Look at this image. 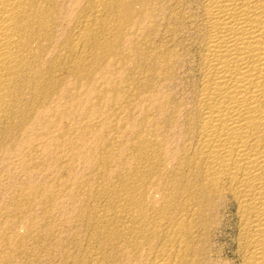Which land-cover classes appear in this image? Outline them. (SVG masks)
Wrapping results in <instances>:
<instances>
[{
  "label": "bare ground",
  "instance_id": "1",
  "mask_svg": "<svg viewBox=\"0 0 264 264\" xmlns=\"http://www.w3.org/2000/svg\"><path fill=\"white\" fill-rule=\"evenodd\" d=\"M110 15L115 16L116 22L110 23V18H112L108 17ZM108 18L110 21H107ZM145 18L147 20H143ZM142 20L145 21V24L146 21L148 22L146 32L150 34L153 40L155 37L157 38L159 29L157 27L160 26L163 30L162 39L160 40L158 37L159 41L155 38L156 43L153 41L154 43L147 44L149 46L147 49L145 48V52L136 47L135 50L133 49L137 61L140 62L141 59L149 61L150 70L161 85L159 87L171 91L169 88L176 82L179 71L187 66L189 60H191L190 65L193 68L192 78L187 85L189 86L187 95L177 98L169 92L161 91L164 93L161 95L158 91L159 88L154 87L155 82L152 85L148 76L149 79L140 82H143L142 88L139 89L138 85L133 83L130 93L126 92L128 91L127 88L126 91L124 90L131 100L142 97L147 105H149L148 102H151L153 110L159 114V120H157L158 118L147 119V115V120H145L148 121V125L152 126V129L149 128L151 132L147 133L148 135L144 133L139 135V133L131 131L132 135L135 134L131 139L137 154L135 159L138 163L136 161L135 163L138 165L133 169L131 168L132 170L126 169L128 172L122 183L124 188L120 190L114 188L118 191H112V193L116 192V197H111L115 193L108 196V193L113 190L111 189L114 186L113 176L112 179L107 176L108 179L113 180L112 186L109 188L111 190L108 193L105 192L106 189L108 190V183L110 182V180L108 183L106 182L107 178L101 182L102 188H98H101L100 191L102 192L99 194H105L104 197L106 198L103 200H106L107 205L104 202L102 206L97 205L98 208H94L93 202V205L90 206L93 207V210L88 209L90 212L88 214H93V217L97 215L100 218L96 225L90 221L93 222L91 225L95 228L91 240L96 239L98 244L97 250L95 249V252L92 250L94 253L91 252L95 259L93 261L89 258L91 262L93 261L90 264H100L101 260H98L104 255L103 250L108 251L106 250L107 246H109L110 252H106L108 254H105L104 259L111 264H207L209 262L206 263L205 260L208 261V256L206 259L204 254L209 251L206 249V244L211 233L220 224L218 214L222 206H230L234 214L236 232L233 241V255L238 264H264V0H0V264H53L56 261L55 258L58 256L55 257L53 251L58 250L57 245L52 243L55 247L53 245L51 247L45 242L37 241L40 239L37 236V230L43 231V228H47H41L40 225L43 220L38 223L39 225L35 224L33 215L35 213L29 215V220L27 218V226L24 224L26 231L24 229V232L20 231L23 228L21 221L24 212H26V206L33 201L31 192L36 194L49 186L43 188L44 186L38 185L40 187L32 189L29 191L30 194L28 192L26 196L22 192L24 190L19 188L16 177L20 171L24 172V168L28 171L33 169L31 162L38 152V149H35V145H37L36 141L34 143L35 139L38 140L41 136L42 138L47 137L50 141H54V144L60 146L58 141H61L63 135L67 134L63 130L61 132V129L66 128L64 127L65 120H69L68 117H70L68 107L70 108V102L75 97H72L73 93L70 95L72 89H69V82L73 83L74 81L77 84L84 79L83 82L88 83L90 77L96 75L95 72L99 71V74L103 71L98 70L103 66L99 64L102 61L101 58L103 57L104 59H102L105 60L109 57L103 54L111 47L120 44L119 34L118 36L114 35L116 36L115 40L108 38L102 41L101 34H106L103 31L120 32L123 28V31L128 32L130 28L132 38L134 36L132 33L138 32L141 35L140 33L145 32V29L140 32L141 28H138ZM125 27H128V30ZM149 34L145 35L149 36ZM128 37H125V40L128 41ZM129 41L132 42L131 39ZM128 42L124 43L125 46H129L130 43L128 44ZM128 46L126 48L129 49ZM119 48L121 47L119 46ZM120 53L118 51V56ZM124 54L126 53L120 55L124 56ZM120 57L118 59L121 63ZM134 58L133 62H126L135 63ZM99 60L101 61L98 63ZM141 62L143 63V61ZM128 67L126 66V68ZM135 70L138 69L135 68ZM104 72L107 71L100 73V76L101 74L105 75ZM132 76L130 77L132 78ZM141 76L142 74L138 77ZM180 76L182 77V75ZM72 79L73 81H70ZM132 79L133 81L137 80V78ZM177 81L179 83V79ZM109 86L111 85L107 87ZM88 89V92L93 93L94 96L104 95V88L100 89L93 86ZM115 89L112 91L115 95L114 106L119 101V99L116 101L115 97L125 95L118 88ZM108 95L105 97L107 98ZM78 98L72 102L76 100L77 103ZM80 98L81 104L83 100L81 101ZM84 101L86 102V100ZM139 104L141 103L138 102L136 106L130 104V106L144 107V105L139 106ZM121 105H117L120 108L119 112L122 110ZM147 107L145 108L147 109ZM112 108L114 109V107ZM127 108L132 111L131 108ZM135 108L132 109L135 110ZM115 109L117 110V108ZM109 111L111 112L112 109ZM152 113L154 112H151V115ZM153 116L155 117V115ZM98 119L99 116L96 120ZM91 120L93 121L92 118ZM135 121H140V118L138 117ZM79 122L76 121L77 124ZM142 122L144 124L145 121ZM69 123L68 125H70ZM59 124L60 126L63 124V128L60 129ZM83 124L85 125L84 122ZM94 125L96 124L94 123ZM136 126L133 128L130 126V128L139 132L137 129L141 127L135 129ZM55 127H58L59 131ZM70 127L72 128V126ZM80 127L82 126L80 125ZM84 127L82 131H84ZM54 128L57 132L66 134L55 135L53 133ZM86 128L88 130L90 127ZM86 128L85 131H87ZM100 128L97 127V130ZM74 129L72 128V130ZM144 129L146 132L147 126ZM79 130L81 131V129ZM93 131L95 130L93 129ZM37 133L41 134L38 138L39 134ZM60 133L58 134L60 135ZM143 134L148 137L142 136ZM68 135L67 137L70 136ZM79 135L81 134L79 133ZM70 137L73 138L74 135ZM99 137L101 138V135L96 136V139ZM78 138L80 140V136ZM65 139H62V142L66 141ZM55 140H58L57 143ZM100 143L103 145L104 142L101 141ZM120 143L121 141H119ZM38 145L44 147V144ZM49 145L47 144V148L44 147V149L51 148ZM130 146L131 144H129ZM129 147L128 150L131 152L130 149L133 147L130 149ZM40 148L39 150L42 149ZM124 148L127 151V148ZM120 152L115 154H121L122 152ZM44 153H42L43 156ZM125 153L124 159L128 151L126 155ZM77 154L74 153V157H77ZM109 154H111L110 151L109 153L102 152V156H99L103 161L109 162L114 153L111 156ZM114 156L116 157V155ZM121 157L123 156L120 155L118 160ZM127 160H125L126 163ZM132 160L134 161V158ZM120 161L124 162L122 159ZM30 163L32 167H30ZM105 163L107 164V162ZM25 164L29 166L27 167ZM121 166H125V164H121ZM121 169L123 173V168ZM95 171L100 173L101 170ZM106 173L104 172V174ZM99 178L102 177L99 176ZM151 183L156 186L155 193L160 195L158 198H161V203L152 205L153 207L149 211L147 204L153 195L149 196L151 192H147L149 189H146V186ZM150 187L155 188L154 186ZM72 190L71 194L74 192L73 188ZM88 194L87 192L86 198ZM70 196L72 197V195ZM96 197L93 196L94 200ZM81 211L83 212L84 209ZM149 212L153 216L149 215ZM85 213L87 215V212ZM46 215L48 217V214ZM97 216L95 217L97 218ZM42 217L44 215L41 216V219ZM68 218L70 217L68 216ZM44 220L43 226H50V223L48 224V221ZM86 221L85 223L89 222ZM78 223L80 224V221ZM35 225L41 229L38 227L36 230ZM49 226L48 229L51 228ZM93 228H91L92 231ZM54 229H50V235H56L54 233L58 229ZM60 229L59 232L61 233ZM77 229L79 231L81 228ZM53 230L54 233H52ZM68 230L71 231L70 228ZM158 231L162 233L159 232V235L163 236H161L162 242L159 238L158 241L161 243H157L158 245L156 244L157 246L154 247L152 244L155 242L150 244V241ZM59 232L56 233L59 234ZM72 233H68V235ZM62 234H66V238H68L67 231ZM90 235L91 232L88 236ZM58 238L56 235V239ZM49 240L48 244H50ZM58 240L60 241V239ZM53 241L55 242V240ZM65 241L61 239V242L64 243ZM155 241L157 240L155 239ZM94 243L93 245H96ZM47 246L53 251L48 250ZM68 246L70 245L68 244ZM64 247L62 252L59 251L60 253L64 254L63 251H66V247ZM69 249H67L68 253L70 252ZM75 253L72 254L78 256L79 252L76 251ZM64 256L67 257V254ZM74 260L73 264H83L84 261H87L83 259V261L80 259L82 262ZM60 262L62 261L59 260V264ZM72 262L73 260H71Z\"/></svg>",
  "mask_w": 264,
  "mask_h": 264
},
{
  "label": "rangeland",
  "instance_id": "2",
  "mask_svg": "<svg viewBox=\"0 0 264 264\" xmlns=\"http://www.w3.org/2000/svg\"><path fill=\"white\" fill-rule=\"evenodd\" d=\"M163 1H166V0H163ZM109 18L110 17H112V18H110L111 19V21H110V19L108 18L107 19V21H110V23H114V21L116 20L115 19V16L114 15H110V16H108ZM143 20H147L146 18L145 19H143ZM142 20V21H143ZM141 21V22H142ZM116 22V21H115ZM141 22H140V25L138 26V28L140 29L141 28V30H140V32H142L143 30L142 29H145V32H142V33H140L141 35H139L138 34V32L136 33V34H134V33H132L134 36L133 37H135V38H131V31H130V28H129V33L127 32V31H123V28H122V31H114V32H112V31H107V30H105V31H103V33L104 32H106V34L104 33L103 35L101 34V40L102 41H105V40H107L108 38L109 39H111L112 40V38H113V40H115L116 38V36H114V35H117L118 36V34H119V37H120V44H119V46L121 47V48H119V46L117 47L116 45H115V47L113 48V47H111L110 49H108L107 50V52L111 55H109L107 52L105 53V54H103V55H106V57H108V58H105V60H103L102 58H101V60H99L98 61V63L101 61V63H99V64H101V65H103V66H101V65H99V66H101L98 70H100V71H107L108 72V74H107V72H104L105 73V75H102L101 74V76H100V73H102V72H100L99 74H98V72H95V74L96 75H94V76H92V77H90V79H89V82L88 83H86V81H85V83L83 82L84 81V79H83V81L82 82H79V83H77V84H75L74 83V81H73V79L72 80H70V81H73V83L72 82H69V84H68V86H69V89H72V90H70V95H72V93H73V95H72V97H76L77 96V94H78V97L80 96H82L81 98H80V100L82 101L83 100V102L80 104V101H79V98L78 97H76V98H78L77 99V103H76V100L74 101V102H72L74 99H76L75 97L72 99V103L70 102V105L72 106H70V108L68 107V112H69V116L70 117H68L69 118V120L68 119H66L65 120V122H66V124H64L65 126L64 127H70V126H72V128L74 129V128H77V129H74V130H72V128L70 127H68L69 128V131H68V128L65 130V129H61V128H63V124L60 126V124H59V128L61 129V132H62V130H63V132L65 131V132H67V134H69L70 136H72L73 137V135H74V137H75V135H77L75 138L76 139H78V140H76L74 137L73 138H71L69 135V137H67V134L66 133H63V134H66V135H63L62 133H60V132H57V131H59L58 130V127H55V128H57V131H56V129L54 130V134L55 135H58V136H61V134L63 135V138H61L60 140L61 141H58L59 143H60V146L59 145H57V144H54L52 141H50L47 137L45 138V137H43L42 138V136H41V134L40 133H37V134H39L38 136H37V138L39 137V136H41V137H39V139L37 140V139H35L34 140V143H36L37 145L38 144H40V145H42V144H44V147L45 148H47V144L49 145V146H51V148L50 147H48V150H45L44 149V147H43V145L42 146H40L39 147V145L37 146V145H35V149H38L37 151V156H36V154H35V156L33 157V159H32V165H33V171L32 170H30L31 171V173H30V171H28V170H26V168H24V172L22 171H20V173H18V175H17V177H16V180H17V182H18V184H19V188L20 189H23L24 191H22L23 192V194L24 195H28V194H30V192L29 191H32V189H34V188H36V187H40V186H38V185H41V186H44L43 188H45V187H48V188H45V192L44 191H42V192H40L39 191V193H33V192H31L32 193V198H33V201L31 202V203H28L27 204V206H26V212H24V215H23V217H22V221H21V223L23 224H21L22 225V230H20L21 232L23 231L24 232V230L26 231V224H28V220H29V215H32L33 213H35V214H33L34 215V222H35V224H37V225H39L38 223H40V221L41 220H43V221H41V228L42 227H46L47 229H45V228H43L42 230L43 231H38L37 230V228L39 227V226H37V225H35V229L37 230V236H38V238H40L39 240H37V239H35V240H37V241H39V242H42V243H46L47 245H49V246H51V245H53L54 243V245H57L56 247H58L57 249V254L55 255V253L56 252H54L52 249L50 250L49 249V247H48V250H50V251H53V253H54V256L56 257V256H58V257H56L55 259H56V261H55V259H54V263L53 264H59V260H61L62 262H60V264H64L66 261V263L65 264H70L71 263V260H73V262L71 263V264H73L74 263V259H76V261H81L82 259L83 260H87V261H84V263L83 264H90V263H93V261H94V255H93V253L97 250L96 248H98V244H97V242H96V239H93V240H91L92 239V232H94V230H95V228H93V226L91 225V224H93V222H94V224L96 225L97 224V221H98V219L100 220V218H98V216L97 215H94V217H93V214H88V212H89V210L90 209H92L93 210V207L94 208H98V206L99 205H103L104 204V202H105V204H106V200H103L104 198H106V197H104V195L103 194H99V193H102L100 190H101V188H102V181H103V179L105 178H107L108 179V177L110 176V179H112L111 177L113 176L114 178H113V180H114V186H112V183H113V180H110V179H108L106 182L108 183V181L110 180V182L108 183V185H109V187H108V190L106 191L105 190V192L106 193H108L111 189H113V190H111L108 194V196H111V194H113V193H115L114 195H112L111 197H113V198H115L116 196V192L118 191V190H120V189H122V188H124V184H122L123 182H124V179L123 178H125V175H127V170L129 169V170H132L133 168H135L138 164H136L135 163V161H136V159H135V157H136V153H135V148L132 146V137H134L135 136V134L133 133V135L131 134L132 132H136V133H139V135H141L142 133H144V134H149V132H151L150 131V129H152V126L149 124H147L148 123V121L146 122V120L147 119H157V120H159V114H157L154 110H153V107H152V103L151 102H148V104L150 105H147L146 103V101H143L142 100V97H139V98H137V99H133L134 101H136L135 103H137L138 104V102L139 103H141V104H139V106L140 105H144V107H142V106H140V107H136L137 108V110H136V108L135 107H133V106H130V104L131 105H134L135 103H134V101L133 100H131V99H129V97H127V94L128 93H130L129 91L131 90V84H133L134 83V85H138V87H139V89L140 88H142V83H140L141 81H144V80H146V79H149L150 80V82L152 83V85L154 84L153 82H155V85H157V86H155L154 85V87H156L157 89H158V91L161 93V95L162 94H164V93H167V92H169L173 97H181V96H183V95H187V90H188V87L189 86H187L188 84H189V82H191V79L190 78H192V74L191 73H193V68H192V66L190 65V61L191 60H189V65H188V63H187V66L185 67V68H183V70L182 71H179V75L177 76V78L179 79V83H178V79L176 80V82H174V86L175 87H170L169 89L171 90V91H169L168 89V91L166 90V88H164V87H162V89L160 88L161 87V85H160V83H158V81L156 80V78H154V75H153V72H152V70H150V64H149V61L147 62L146 60H142L141 59V61H143V63L141 62H139V61H137V57H136V55L134 54V51H133V49L135 50V47L136 48H138L139 50H142L143 52H145L146 51V49L148 48L147 46H149V45H147V44H149V43H156L157 41H159V39L161 40L162 39V37H163V30L161 29V27L160 26H158L157 28H159L158 29V34H157V41H156V39L154 38V40L150 37V34L148 33V32H146L147 31V21H146V24H145V21H143L144 22V25H143V22H142V24H141ZM144 26H145V28H144ZM125 28H127V30H128V27H125ZM124 28V30H126ZM139 29H138V31H139ZM113 33V35L111 36V34ZM119 32V33H118ZM162 32V33H161ZM109 34V35H108ZM145 34H149V36L148 35H145ZM125 35V36H124ZM127 35H130L129 37L127 36ZM142 35H144V36H142ZM139 36V37H138ZM143 37V38H141V37ZM128 37V39L130 40L131 39V41L132 42H130L129 40V42L127 41V40H125L126 38ZM158 37H159V39H158ZM121 38H123V39H121ZM137 38H139L138 40H137ZM148 38H150V39H148ZM141 39V40H140ZM144 39H145V41H144ZM152 39V40H151ZM122 40H123V42H122ZM128 42V44H129V46L128 47H130L129 49L128 48H126L127 46H125L126 44H124L125 42ZM144 43H143V42ZM151 41V42H150ZM154 41V42H153ZM135 42V43H134ZM142 42V43H141ZM122 43H123V45H122ZM140 43H141V45H140ZM133 44V45H132ZM137 44H138V47H137ZM144 44V45H143ZM123 47H122V46ZM134 45H136V46H134ZM132 47V48H131ZM140 47V48H139ZM143 49H142V48ZM115 48H117V49H115ZM123 48H124V50H123ZM126 48V49H125ZM146 48V49H145ZM113 49V50H112ZM114 49H115V51H114ZM128 49V50H127ZM121 50V51H120ZM131 52H130V51ZM145 50V51H144ZM113 51V52H112ZM118 51L119 52H121L122 53V55H123V53L125 52L126 54H124V56H121L120 54H119V56H118ZM133 51V52H132ZM128 52V53H127ZM116 55H115V54ZM134 54L133 56H132V54ZM113 54V55H112ZM108 55V56H107ZM122 58H121V57ZM115 57V58H114ZM118 57H120V60H121V63H120V61H119V59H118ZM125 57V58H124ZM133 57H135L134 58V60H136V61H134L135 63H129L130 61L131 62H133ZM107 59V60H106ZM115 59V60H114ZM123 59V60H122ZM132 59V60H131ZM110 60H112L111 62H110ZM119 62H118V61ZM139 60V59H138ZM103 61H105V62H103ZM124 61V62H123ZM126 61H129V62H126ZM103 62V63H102ZM123 62V63H122ZM126 62V64H124ZM139 62V63H138ZM107 63H108V65H107ZM110 63V64H109ZM117 63V64H116ZM138 63V64H137ZM106 64V65H105ZM135 64V65H134ZM140 64V65H139ZM104 65H105V67H104ZM121 65V66H120ZM125 65V66H124ZM134 66V68H133V66ZM137 65V66H136ZM143 65V66H142ZM145 65V66H144ZM149 65V66H148ZM119 66H120V68H119ZM123 66V67H122ZM126 66H129L128 68H126ZM130 66H131V68H130ZM136 66V67H135ZM103 67V69H101ZM139 67H141V68H139ZM146 67V68H145ZM124 68H126V69H124ZM135 68L136 69H138L137 71L135 70ZM142 68H144V69H142ZM114 69V70H113ZM132 69V70H131ZM142 69V70H141ZM147 69H149L148 71H146ZM139 70H141V71H139ZM144 70V71H143ZM136 71V72H135ZM185 71V72H184ZM187 71V72H186ZM189 71V72H188ZM122 72V73H121ZM136 74H135V73ZM148 74H147V73ZM151 72V73H150ZM181 72V73H180ZM189 73V74H188ZM112 74V75H111ZM135 74V75H134ZM140 74H142V78L141 77H138ZM152 76H151V75ZM133 75V76H132ZM138 75V76H137ZM180 75H182V77L180 76ZM107 76V77H106ZM130 76H132V78H137V80H139V81H137L136 79H135V81H133V79L130 77ZM144 76V77H143ZM147 76L149 77V78H147ZM120 77V78H119ZM124 77H125V79H124ZM128 77V78H127ZM132 79H130V78ZM180 77V78H179ZM189 77V78H188ZM98 78V79H97ZM151 78H152V80H151ZM183 78V79H182ZM113 79V80H112ZM119 79V80H118ZM121 79V80H120ZM142 79V80H141ZM190 79V80H189ZM111 80V81H110ZM131 80V81H130ZM130 81V82H129ZM133 81V82H132ZM119 82V83H118ZM139 82V83H138ZM188 82V83H187ZM71 83V84H70ZM82 83H83V85H82ZM94 83V84H93ZM102 83V84H101ZM115 83V84H114ZM125 83H128V84H126L125 85ZM136 83H138V84H136ZM159 85H158V84ZM99 84V85H98ZM130 84V85H129ZM73 85H74V87H73ZM77 85H79V86H77ZM83 87H82V86ZM108 85H111V86H109V87H111V88H113V89H115V87H116V89L118 88L119 90H121V93L122 94H125L124 96L123 95H120V97L121 96H123V97H115V100L116 101H118V99H119V101L118 102H116V103H118V104H116L115 106H114V93L112 92V91H114L113 89H109V87H107ZM114 87H113V86ZM123 85H125L124 87H123ZM127 85H129V86H127ZM97 87V88H100V89H103L104 88V95H101V96H99V97H97V96H94V94L93 93H91L90 94V92H88L89 91V89L88 88H91V87ZM118 86H121L120 88L118 87ZM160 86V87H159ZM79 87V88H78ZM123 87V88H122ZM129 87V88H128ZM77 88V89H76ZM106 88V89H105ZM109 90H108V89ZM128 89V91H126L127 89ZM75 89V90H74ZM88 89V90H87ZM115 89V90H116ZM122 89H123V91H122ZM126 89V90H125ZM81 90V91H80ZM106 90V91H105ZM126 92H128V93H126ZM82 91H84V92H82ZM108 91V92H107ZM164 92V93H162V92ZM77 94H76V93ZM87 92V93H86ZM112 92V93H111ZM75 93V94H74ZM83 93V94H82ZM108 93H109V95H108ZM121 93H119V94H121ZM89 94V95H88ZM93 94V95H92ZM113 96H112V95ZM106 95H108L107 96V98L105 97ZM94 96V97H93ZM85 97H86V99H85ZM97 97V98H96ZM126 97V98H125ZM109 98V99H108ZM113 98V99H112ZM128 98V99H127ZM88 99V100H87ZM123 101H121V100ZM124 99H125V102L127 101V102H129V103H125L124 102ZM139 99H140V101H142V102H140L139 101ZM84 100H86V102L84 101ZM129 100V101H128ZM138 100V101H137ZM102 101V102H101ZM113 103H112V102ZM123 104H122V103ZM79 103V104H78ZM133 103V104H132ZM112 105V107H114V109L111 107V105ZM122 104V105H121ZM128 105L127 107H129V108H131L130 110H132V111H129V109L126 107V105ZM137 104H135L134 106H136ZM58 105H60V104H58ZM84 105H86V106H84ZM117 105H121V108H122V110H120V112H119V106L117 107ZM148 107H147V106ZM94 107V109H92L93 107ZM106 106H107V108H106ZM123 106V107H122ZM74 107V108H73ZM80 107V108H79ZM88 107V108H87ZM110 107V108H109ZM125 107H126V109H125ZM145 107H147V109L145 108ZM105 108H106V111H105ZM115 108H117V110L115 109ZM132 108H135V110H133ZM143 108V109H142ZM145 108V109H144ZM86 109V110H85ZM111 110L112 109V113L109 111V110ZM81 110V111H80ZM95 110V111H94ZM114 110H116V111H114ZM125 110V111H124ZM143 110H145V111H143ZM152 110V111H151ZM114 111V112H113ZM147 111V112H146ZM74 112H75V114H74ZM144 112H145V114H144ZM151 112H154V113H152V115H151ZM76 113H77V115H76ZM81 113V115H79ZM106 113V114H105ZM110 113H111V115H110ZM115 113V114H114ZM127 113V114H126ZM141 113H143V114H141ZM72 114V115H71ZM85 114V115H84ZM140 114V115H139ZM87 115V116H86ZM103 115V116H102ZM139 115V116H138ZM147 115H148V118H147ZM149 115H151V117H153V118H149ZM153 115H155V117L153 116ZM157 115V116H156ZM71 116H73L72 118H71ZM92 116V117H91ZM99 116V119L98 120H96L97 119V117ZM101 116V117H100ZM124 116H126V117H124ZM140 116H142V117H140ZM89 117V118H88ZM94 117V118H93ZM96 117V118H95ZM107 117V118H106ZM140 118V121H135L137 118ZM75 118H76V120H75ZM91 118L93 119V121L91 120ZM127 118H129V119H127ZM132 118V119H131ZM136 118V119H135ZM142 118V119H141ZM147 118V119H146ZM73 121H72V120ZM82 119V120H81ZM86 119H88L89 121H87ZM103 119V120H102ZM106 119V120H105ZM131 119V120H130ZM146 119V120H145ZM125 120V121H124ZM139 120V119H138ZM59 121V120H58ZM57 121V122H58ZM61 121V120H60ZM64 121V120H63ZM70 123H69V122ZM76 121L77 122H79L78 124L76 123ZM85 121H87V122H85ZM96 121V122H95ZM102 121V122H101ZM132 121V122H131ZM142 121H145L144 122V124H143V122ZM72 122V123H71ZM83 122L85 123V125L83 124ZM89 122H91L90 124H89ZM93 122V123H92ZM130 124H129V123ZM133 122H134V125H133ZM140 122H142V123H140ZM68 123L70 124V125H68ZM88 123V124H87ZM94 123L96 124V125H94ZM99 123V124H98ZM147 125H146V124ZM75 124V125H74ZM85 126H83V125ZM141 124V125H140ZM77 125H79V126H77ZM80 125L82 126V127H80ZM91 125V126H90ZM96 127H94V126ZM99 125V126H98ZM135 125H137L136 126V128L135 129H137V128H139V126L141 127V128H139V129H137V130H139V132L138 131H136V130H134V129H131L130 128V126H132V128H133V126H135ZM104 126V127H103ZM142 126H145V127H142ZM146 126H147V128H148V132L146 131V132H144V130H146V129H144V128H146ZM149 126V127H148ZM84 127V131H82V128ZM86 127H90V128H88V130H87V128ZM92 127V128H91ZM97 127L98 128H104V130H103V128L101 129H98L97 130ZM106 127V128H105ZM125 127V128H124ZM85 128H86V130L88 131H85ZM130 128V129H129ZM150 128V129H149ZM79 129H81V131L79 130ZM90 129H92V130H90ZM93 129L96 131H93ZM144 129V130H143ZM71 130V131H70ZM76 130V131H75ZM78 130H79V132H78ZM100 130V131H99ZM142 130V131H141ZM55 131H56V133H55ZM90 131H92V132H90ZM99 131V132H98ZM104 131V132H103ZM130 131V132H129ZM132 131V132H131ZM71 134H70V133ZM74 132H76V133H74ZM101 132V133H100ZM141 132V133H140ZM58 133H60V135L58 134ZM78 133V134H77ZM79 133L81 134V135H79ZM84 133V134H83ZM98 137V136H100L101 135V138L99 137V138H97L96 139V136L94 135V134ZM98 133H100V134H98ZM104 135V138H102V136ZM131 134V135H130ZM142 135V136H144V137H146L145 135ZM84 135V136H83ZM90 135V136H89ZM93 135V136H92ZM123 135V136H122ZM130 135V136H129ZM66 136V137H65ZM80 136V140H79V137ZM81 137H82V139H81ZM91 137V138H90ZM127 137V138H126ZM148 137V136H147ZM64 138H66L65 140L68 142L69 140H72V141H69L68 143L66 142V141H64V142H62L63 140H64ZM83 138H85V139H83ZM121 138V139H120ZM46 139V140H45ZM48 139V140H47ZM63 139V140H62ZM73 139H75L76 140V142H75V140H73ZM98 139H99V143H98ZM125 139V140H124ZM42 141V142H44V143H42V142H40V141ZM82 140V141H81ZM95 140V141H94ZM117 140V141H116ZM130 140H131V142H130ZM36 141V142H35ZM46 141V142H45ZM56 141V140H55ZM57 141H56V143H57ZM80 141V142H79ZM85 141V142H84ZM101 141H103L104 143H102L103 145H101ZM119 141H121V143L119 144ZM54 144H52V143ZM74 143L73 145H72V143ZM116 142V143H115ZM42 143V144H41ZM58 143V144H59ZM62 143V144H61ZM63 143H65L64 145H63ZM69 143H71L70 145H71V147H70V145H69ZM46 144V145H45ZM66 144H68L67 146H66ZM77 144V145H76ZM96 144V145H95ZM121 144H122V147H121ZM126 144V145H125ZM129 144H131V146L133 147H129ZM79 145V146H78ZM83 146V147H82ZM114 146V147H113ZM119 146H120V148H119ZM126 147L127 149V151H128V154H127V151H125V148L124 147ZM77 147V148H76ZM90 147V148H89ZM99 147V148H98ZM128 147H129V149L130 148H132V149H130V151L131 152H129V150H128ZM39 148L41 149V150H39ZM71 148H72V150H71ZM76 148V149H75ZM80 148V149H79ZM111 148H112V150H111ZM120 149V150H118V149ZM122 148V149H121ZM124 148V149H123ZM49 149H51V150H49ZM79 149V150H78ZM87 149V150H86ZM94 149V150H93ZM106 149V150H105ZM43 150H45L44 152H43ZM78 150V151H77ZM85 150V151H84ZM90 150V151H89ZM97 150V151H96ZM103 150H105V151H103ZM110 151V153L111 154H109L110 156L113 154V156H111L110 157V161L108 162V161H103L102 159H101V157L100 156H102V152L103 153H109V151ZM116 150H118L121 154H115L116 152L118 153V151H116ZM124 150V151H123ZM41 152V155H42V153H44L45 155L43 156H41L40 155V152ZM72 151V152H71ZM79 152L78 154H77V152ZM95 151V152H94ZM113 151V152H112ZM26 152V151H25ZM84 153V155H83V153ZM91 152V153H90ZM94 152V153H93ZM99 152H101L100 154H99ZM126 152V153H125ZM132 152H134V153H132ZM39 153V154H38ZM48 153V154H47ZM71 153H73V154H71ZM74 153H75V155L77 154V157H74L75 155H74ZM82 153V154H81ZM87 153V154H86ZM124 153H125V159H124ZM130 153V154H129ZM100 156H99V155ZM39 155V156H38ZM73 155V156H72ZM114 155H116V157L114 156ZM118 155V156H117ZM120 155H122L123 157H121V159H122V161H124V162H121L120 160H118L119 158L118 157H120ZM129 155H132V156H129ZM49 156V157H48ZM81 156H83V157H81ZM84 156H85V158H84ZM93 157H95V158H93ZM114 157V158H113ZM132 157V158H131ZM46 158V159H45ZM77 158V159H76ZM82 158V159H81ZM97 158H98V160H97ZM134 158V161L132 160ZM57 159V160H56ZM109 159V158H108ZM115 159H117V160H115ZM124 159V160H123ZM126 159H128L127 161V163L125 162V160ZM41 160V161H40ZM44 160V161H43ZM86 160V161H85ZM130 160V161H129ZM91 161V162H90ZM115 161H120V162H115ZM132 161H133V163H132ZM44 162V163H43ZM105 162H107V164L105 163ZM130 162V163H129ZM137 163H138V161H136ZM26 163V162H25ZM31 163L29 164L30 165V167H32L31 166ZM101 163V164H100ZM105 163V164H104ZM119 164V165H117V164ZM123 165V164H125V166H121V164ZM129 163V164H128ZM135 163V164H134ZM126 164H128V165H126ZM134 164V165H133ZM28 165V166H29ZM35 165H37V166H35ZM91 167H90V166ZM133 165V166H132ZM25 166H27L26 164H25ZM27 166V167H28ZM89 166V167H88ZM93 166V167H92ZM97 166H98V168H97ZM118 166V167H117ZM121 166V167H120ZM127 166H128V168H127ZM29 167V168H30ZM34 167H36V168H34ZM100 167V168H99ZM106 167V168H105ZM117 167V168H116ZM121 168H123V173L124 172H126L125 174H123L122 173V169ZM132 168V169H131ZM101 170L100 171V173H99V171H98V173L100 174H98L95 170ZM106 169H108V170H106ZM111 169V170H110ZM115 171H114V170ZM126 171H125V170ZM26 170V171H25ZM103 170V171H102ZM91 171V172H90ZM113 171V172H112ZM118 171V172H117ZM121 171V172H120ZM29 173V175H28V173ZM104 172L106 173V174H104ZM26 173V175H24ZM101 173H103L102 175H101ZM110 173H112V175H110ZM31 174V175H30ZM123 174V175H122ZM103 175H104V177H103ZM118 175V176H117ZM99 176L100 177H102V178H99ZM108 176V177H107ZM117 176V177H116ZM122 176V177H121ZM124 176V177H123ZM71 179V180H70ZM102 179V180H101ZM118 179V180H117ZM120 179V180H119ZM75 180V181H74ZM78 180V181H77ZM89 180V181H88ZM122 180V181H121ZM74 181V182H73ZM92 181V182H91ZM116 181V182H115ZM73 184H72V183ZM99 182V183H98ZM118 182H121V183H118ZM74 183H75V185H74ZM117 183H118V185H117ZM42 184H45V185H42ZM72 184V185H71ZM106 184V183H105ZM34 187H33V186ZM48 185V186H47ZM107 185V184H106ZM122 186V187H120V186ZM148 186H146L147 188L146 189H149V190H147V192H151V193H153V194H151L150 193V195L149 196H151V195H153V197L151 196L150 198H152L150 201H151V203H150V201L148 202L149 204H147L148 206V210L150 211V209L153 207V206H155V205H159L161 202H160V199L161 198H158V197H160V195H157L155 192H156V186L155 185H153L152 183L149 185V184H147ZM52 186V187H51ZM74 186V187H73ZM86 186V187H85ZM98 186V187H97ZM112 186V187H111ZM150 186H154L155 188L153 189V187H150ZM31 187V188H30ZM33 187V188H32ZM99 187H101L100 189H98ZM111 187V189H109ZM149 187V188H148ZM29 188V189H28ZM72 188L74 189V192L71 194L70 192H72L73 190H72ZM80 188V189H79ZM117 189L118 188V190H115V189ZM150 188H152V190H150ZM25 189H27V190H25ZM46 189H47V191H46ZM60 189V190H59ZM85 189H87V190H85ZM75 190H77L76 192H78L77 193V195H76V192H75ZM53 191V192H52ZM85 191H87L89 194H91V195H87V198H86V194H87V192H85ZM98 191H100V192H98ZM112 191H116V192H113L112 193ZM29 192V193H28ZM83 192V193H82ZM26 193V194H25ZM28 193V194H27ZM43 193V194H42ZM45 193V194H44ZM33 194H34V196H33ZM41 196H40V195ZM74 194V195H73ZM85 195V198H83L84 197V195ZM155 194V195H154ZM70 195H72V197L70 196ZM102 195V196H101ZM25 196V197H26ZM36 196V197H35ZM44 196V197H43ZM70 196V197H69ZM75 196V197H74ZM79 196V197H78ZM93 196H97L96 198H95V200H94V198H93ZM101 196V197H100ZM4 197H6V196H4ZM74 197V198H73ZM89 197H91V198H89ZM103 197V198H102ZM39 198V199H38ZM72 198V199H71ZM80 198V200H78V199ZM149 198V199H150ZM155 198H158L157 200L155 199ZM6 199V198H5ZM45 199V200H44ZM81 199H82V202H81ZM100 199H101V202H103V203H101L100 202ZM153 199H155V200H153ZM76 200H78V201H76ZM96 200H97V202H96ZM153 200V201H152ZM47 201V202H46ZM71 201V202H70ZM98 201H99V204H98ZM158 202V203H155V202ZM41 202V203H40ZM46 202V203H45ZM93 202H94V205H98L97 207L96 206H94L93 205ZM43 203V204H42ZM101 203V204H100ZM155 203V204H154ZM89 204V205H88ZM87 205V206H86ZM93 205V207H90V206H92ZM107 205V204H106ZM153 205V206H152ZM151 206V207H150ZM83 207V208H82ZM46 209V210H45ZM76 209H78V210H80V211H78V210H76ZM84 209V213L85 212H87V215H92V217H89V218H92L91 220L87 217V215H86V213L85 214H82L83 212L81 211V210H83ZM86 209V210H85ZM89 209V210H88ZM104 209H105V206H104ZM88 210V211H87ZM27 211H29L28 213H27ZM46 211H48V212H46ZM220 212H219V214H218V218L220 219V224L218 225V227L211 233V237H210V239L208 240V243L206 244V249H208L207 251H209L208 253H205L204 254V257H206V259H207V256H208V261L207 260H205L206 261V263L207 262H209V263H207V264H210V262H211V264L213 263V264H238V262H237V259L235 258V256L233 255V249H234V236H235V219H234V214H233V211H232V208L230 207V206H222L221 207V209L219 210ZM44 212V214H42ZM79 212V213H78ZM82 212V213H81ZM48 214V217H47V215L46 214ZM90 213V212H89ZM27 214H28V216H27ZM84 215L83 217L82 216H80V215ZM232 214V215H231ZM42 215H44V217H42V219H41V216ZM78 216V218H77V216ZM85 215H86V218H87V221H86V219H85ZM149 215H152L153 216V214H151L150 212H149ZM68 216L70 217V218H68ZM81 218H80V217ZM95 216H97V218L95 217ZM101 216V215H100ZM25 217V218H24ZM31 217H33V216H31ZM47 217V218H46ZM27 218H28V220H27ZM46 219V221H48V224L50 223V226L49 225H44L43 226V224H45V220L44 219ZM49 218V219H48ZM84 218V219H83ZM95 218V219H94ZM48 219V220H47ZM76 219H79V220H77L76 221ZM81 219V220H80ZM96 220V221H94V220ZM83 220H84V222H83ZM49 221H51L52 222V224H51V222H49ZM78 221H80V224H82V222H83V224L85 223V221L86 222H88L89 223V225H88V223H85L84 225L82 224V226H80V224L78 223L77 224V222ZM90 221H93V222H90ZM37 222V223H36ZM96 222V223H95ZM234 222V223H233ZM43 223V224H42ZM53 223H55V224H53ZM56 223H59L58 225H59V227H58V225L56 224ZM26 226H25V225ZM79 225V226H77V225ZM55 227H54V226ZM86 225H87V227H86ZM91 225V226H90ZM48 226L49 227H51V228H49L48 229ZM52 226H53V228H52ZM76 226V227H75ZM89 226H90V229H89ZM98 226V225H97ZM58 227V228H57ZM62 227V229H60ZM75 227V228H74ZM83 227V228H82ZM86 227V228H85ZM232 227H233V229H232ZM40 228V227H39ZM40 228V229H41ZM55 228V229H54ZM71 229V231H72V229H73V233L75 234L76 232V234L74 235L70 230H68V229ZM77 228H81L79 231H78V229ZM91 228H93V231H92V229ZM24 229V230H23ZM50 229H54V230H57L58 229V231H56V232H59V229H60V231H61V233L59 232V234L58 233H56L54 230H53V232L52 233H54V234H56L57 235V238H58V236H59V238L58 239H60V241L58 240V239H56V235H53V234H49V233H51L50 232ZM44 230H46V231H44ZM91 230V231H90ZM48 231V232H47ZM52 231V230H51ZM64 231H65V233H66V231H67V235H68V233L70 234V233H72L71 235H68L67 237L68 238H66V234L64 235V234H62V233H64ZM70 231V232H69ZM87 231V232H86ZM90 232H91V235L90 236H88L89 234H90ZM160 231H158L156 234H154V237H152L153 239H151V241H150V244H152V243H154V244H152L154 247H156L158 244L157 243H161L162 242V238H161V236L162 235H159L160 233H159ZM39 233H42V234H40L39 235ZM44 233V234H43ZM46 233V234H45ZM88 234V235H87ZM162 234V233H161ZM53 235V236H52ZM63 235V236H62ZM73 235H74V237H73ZM156 235V236H155ZM61 236H62V238H61ZM41 237H42V239H44V240H42L41 239ZM50 237H52V238H50ZM70 237H73V238H70ZM156 237V238H155ZM163 237V236H162ZM47 238V239H46ZM94 238V237H93ZM159 238H160V241H158L159 240ZM50 239V240H49ZM61 239H62V241L63 240H66L67 241V243H66V241L63 243V242H61ZM68 239V240H67ZM72 239V240H71ZM76 239V240H75ZM88 239V240H87ZM155 239L157 240V241H155ZM47 240V241H46ZM48 240H49V243L50 244H48ZM53 240H55V242L53 241ZM82 240V241H81ZM73 241H77L76 243L74 242V244H72L73 243ZM80 241V242H79ZM93 242L94 243V241H95V243L94 244H96V245H93V243H91V242ZM154 241V242H153ZM57 242V243H56ZM62 243V244H60V243ZM53 243V244H52ZM66 243V244H65ZM90 243V245L88 246V244ZM60 244V245H59ZM65 244V245H64ZM68 244L70 245V246H68ZM78 244V245H77ZM84 244V245H83ZM157 244V245H156ZM53 245V246H54ZM65 246L64 248L66 249V251L64 250L63 252H64V254H67V257L66 256H64V254L63 253H60V252H62L61 250H63V247H60V246ZM78 247H77V246ZM94 246V248H93V246ZM209 245V246H208ZM72 246V247H71ZM92 246V247H91ZM96 246V247H95ZM52 247V246H51ZM55 247V246H54ZM80 247V248H79ZM88 248L87 249V251H86V249H84V248ZM59 248H61L60 250H59ZM70 248V249H69ZM73 248V249H72ZM93 248V249H92ZM109 248V246H107L106 247V250H108L109 252H110V250L108 249ZM67 249H69V253H68V251H67ZM83 249V250H82ZM96 249V250H95ZM79 250H82V251H79ZM84 250H85V252H84ZM88 250H89V253H87L88 252ZM94 252H93V251ZM60 251V252H59ZM76 251H78L79 253H78V256L77 255H73L72 253L74 252V254H76L75 252ZM108 251H105V250H103V252H104V257L102 256L98 261H102V263H101V261H100V264H111V262L109 263V262H106V260L104 259L105 258V254H108V253H106V252H108ZM66 252V253H65ZM91 252H93V253H91ZM59 253V254H58ZM70 253H71V255H70ZM84 253H85V256H84ZM63 254V255H62ZM83 256H82V255ZM91 254V255H90ZM207 254V255H206ZM60 255V256H59ZM68 255H70V256H72V257H70V256H68ZM87 255H88V257H87ZM93 255V256H92ZM75 256V257H74ZM90 256H92V257H90ZM60 257V258H59ZM66 257V258H65ZM69 257V258H68ZM77 257H78V259L80 258V257H82V258H80L79 260L77 259ZM68 258V259H67ZM93 260L92 262H91V260ZM93 258V259H92ZM104 259V261H103V259ZM59 259V260H58ZM67 259V260H66ZM71 259V260H70ZM82 260V261H83ZM209 260H211V261H209ZM63 261H64V263H63ZM69 261V262H68ZM81 261V262H82ZM58 262V263H57ZM232 262V263H231Z\"/></svg>",
  "mask_w": 264,
  "mask_h": 264
}]
</instances>
